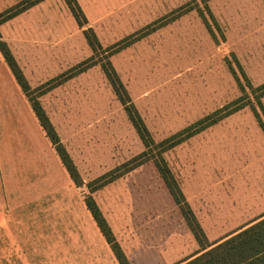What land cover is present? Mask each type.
<instances>
[{"label": "rangeland", "instance_id": "rangeland-1", "mask_svg": "<svg viewBox=\"0 0 264 264\" xmlns=\"http://www.w3.org/2000/svg\"><path fill=\"white\" fill-rule=\"evenodd\" d=\"M104 12L94 28H78L70 16L72 68L64 74L81 63L94 66L62 79L59 85L70 84L55 98L46 92L59 85L32 94L44 99L82 187L55 152L53 163L50 156L48 163L24 161L15 152L21 145L8 143L0 129V264H25L21 255L45 251L38 242L52 235L49 225L83 223L88 197L103 209L135 205L160 216L150 242H164L166 260L134 264H178L200 252L154 166L159 157L208 245L264 216V96L257 90L264 85V0H111ZM87 29L100 45L95 54L83 38ZM118 45L124 48L111 54ZM107 61L154 143L148 149L104 76ZM236 102L241 110L162 153L160 143ZM142 154L149 162L91 192L98 178ZM68 209L77 215L61 214Z\"/></svg>", "mask_w": 264, "mask_h": 264}, {"label": "crops", "instance_id": "crops-1", "mask_svg": "<svg viewBox=\"0 0 264 264\" xmlns=\"http://www.w3.org/2000/svg\"><path fill=\"white\" fill-rule=\"evenodd\" d=\"M23 1L0 0V15ZM108 1L111 0H76L90 28L100 23L102 20L100 17L105 14L104 4ZM70 16L72 15L63 0H44L0 25V42L7 46L31 91L72 68ZM69 84L66 82L49 90L46 92V98L47 96L55 98ZM37 100L40 103L44 99ZM42 109L45 112L43 107ZM45 114L50 121L49 113L45 112ZM0 129L5 131L8 143L21 145L20 149L15 147V152L16 154L20 152L22 160L35 156L42 157L41 160L48 163L50 156L51 162H54L55 151L1 54ZM39 142L42 143L38 145ZM50 150L52 153H49ZM96 205L130 264H134L135 258L150 256L154 259L149 262L164 263L166 260L164 242L161 243L158 237L155 238V243L150 242V228L152 224L161 223L159 215L152 218L151 209L135 205L110 210L101 208L97 203ZM71 212L75 211L63 210L61 214L77 215ZM82 212L83 223L80 219H76L75 224H70L67 219L62 220L64 223L49 225L47 230L49 233L53 228V233L61 235H57V238L53 233L47 235L46 240L38 242L43 244L46 250L41 253L32 251L30 255H21V262L25 264H118L88 210ZM87 212L89 217L86 215ZM88 219L90 225L85 223ZM31 242L34 243V241ZM180 263L182 262L178 264Z\"/></svg>", "mask_w": 264, "mask_h": 264}, {"label": "trees", "instance_id": "trees-1", "mask_svg": "<svg viewBox=\"0 0 264 264\" xmlns=\"http://www.w3.org/2000/svg\"><path fill=\"white\" fill-rule=\"evenodd\" d=\"M42 1L44 0H24L20 4L16 5L15 7L7 10L6 12L0 15V25L24 13L25 11L41 3ZM63 1L67 6L69 12L71 13L72 17L74 18L77 26L79 28H84L87 22L76 0ZM83 37L94 54L97 52V50H100V45L91 29L84 30ZM126 46L127 45H125V47ZM122 48L124 47H120L118 45L115 47H111L109 50H112L111 54H115L122 50ZM0 54L8 69L10 70L12 76L14 77L20 90L28 99L31 109L42 131L44 132L51 146L53 147L70 180L77 188L82 187L83 183L80 179L76 167L72 163V160L69 157L67 151L61 144L58 135L56 134L52 124L50 123L37 98L33 99L32 97L34 91L40 92L39 90L43 86L33 91L30 90L22 72L20 71L10 51L8 50L7 46L2 42H0ZM93 66L94 64L87 65V63H81L75 68H73L70 72H68V74L61 75L58 78L60 81L52 80L51 82L46 83L44 86H49V88L51 89L54 86L59 85L62 79L69 80L79 74L84 73ZM101 69L108 83L110 84L115 96L124 107L126 115L133 129L138 135L140 141L142 142L145 149H148L154 143L146 127L144 126L140 116L138 115L132 103L130 102V99L126 91L124 90L122 84L120 83L117 74L115 73L114 69L108 61L106 65L101 66ZM257 90L262 92L261 97H263L264 85L259 87ZM236 104L237 102L233 103V105H235V108H231V106L226 107L225 109L218 111L213 115L201 120L197 124L189 127L182 133L175 135L174 137L160 143L159 146L163 148L162 153L167 152L168 150L194 137L198 133L212 127L224 118L238 112L244 106H236ZM259 107L260 110L263 111L260 103ZM252 112L260 123V117L257 111L255 109H252ZM146 162H149V158H146V154H142L130 160L122 166L98 178L94 183L96 184V187H94L91 192L93 193L94 191L113 183L117 179L129 174L130 172L142 166ZM153 163L160 175V178L164 182L170 197L172 198L174 204L177 206L186 226L188 227L190 233L192 234L193 238L195 239L197 245L200 248V252L180 264H264V216L254 221L249 226L239 230L235 234H232L231 236H228L227 238L213 245H208L204 232L202 231L199 223L197 222L196 217L194 216L190 206L185 200V197L181 189L179 188L176 180L173 178V176L167 169L164 160L159 157L157 160H154ZM122 169H124V171L120 172ZM85 207L90 213L100 234L110 247V250L114 255L117 263L130 264L124 256L118 243L116 242L110 228L108 227L105 219L101 215L100 210L92 199V197L86 198Z\"/></svg>", "mask_w": 264, "mask_h": 264}]
</instances>
